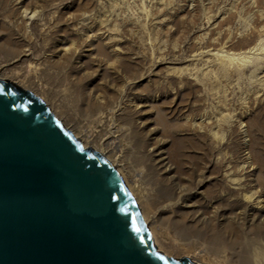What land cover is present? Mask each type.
<instances>
[{
	"label": "rangeland",
	"instance_id": "1",
	"mask_svg": "<svg viewBox=\"0 0 264 264\" xmlns=\"http://www.w3.org/2000/svg\"><path fill=\"white\" fill-rule=\"evenodd\" d=\"M21 72L157 202L166 254L264 264V0H0Z\"/></svg>",
	"mask_w": 264,
	"mask_h": 264
},
{
	"label": "water",
	"instance_id": "2",
	"mask_svg": "<svg viewBox=\"0 0 264 264\" xmlns=\"http://www.w3.org/2000/svg\"><path fill=\"white\" fill-rule=\"evenodd\" d=\"M0 264H198L158 249L116 167L0 77Z\"/></svg>",
	"mask_w": 264,
	"mask_h": 264
},
{
	"label": "bare ground",
	"instance_id": "3",
	"mask_svg": "<svg viewBox=\"0 0 264 264\" xmlns=\"http://www.w3.org/2000/svg\"><path fill=\"white\" fill-rule=\"evenodd\" d=\"M26 13V12H25ZM254 35V34H253ZM246 44V43H245ZM257 50V49H259V47H258V45H255V46H252V47H250V50ZM204 50V49H203ZM249 52V51H248ZM250 57H251V55H250V53H244V54H241V55H230V56H228V58L230 59V60H236V61H238V62H241V63H243V62H245V61H247V60H249L250 59ZM19 74H21L22 75V79H19V80H17V81H15V82H17L20 86H22L23 88H25V89H28V87L24 84V78L27 76V74H24V72H21V73H19ZM2 77V76H1ZM28 90H30V89H28ZM31 91V90H30ZM31 92H33V91H31ZM35 92V91H34ZM33 92V93H34ZM36 93V92H35ZM34 93V94H35ZM40 98H42L41 96H40ZM46 102V101H45ZM46 104H48V102H46ZM49 106H50V108L53 110V112L60 118V116H59V114H57L56 112H55V110L53 109V107L50 105V104H48ZM62 120V119H61ZM63 121V120H62ZM67 127H69L65 122H63ZM73 132H74V134L77 136V137H79L80 139H81V141H82V143H83V145L84 146H88V143H87V141L84 139V138H82L81 136H80V134H78V133H76L74 130H73ZM85 135V134H84ZM99 151V150H98ZM99 152H101L115 167H116V169L118 170V172L121 174V176H122V178L124 179V181L126 182V184H127V186H128V188H129V190H130V192L132 193V195L134 196V198H135V200L137 201V203H138V205H139V207H140V210H141V214H142V216H143V218H144V220L147 222V225H148V227H149V230H150V232H151V234H152V236H153V239H154V242H155V244L157 245V247H158V249H160V250H162L163 252H165V253H167V250L163 247V243H162V241H161V239L159 238V233H160V230L151 222H149V219L150 218H152V216H153V213H156L157 212V209L155 208V205L157 204V202H155V200H153V199H150L149 197H147L146 195H144V192H143V189H142V187L141 186H139L138 184L137 185H133V183H129L126 179H125V177L123 176V173L120 171V168H117V164L118 163H116L115 164V162L113 161V160H111L109 157H110V155H111V153H110V155H107L104 151H99ZM114 155V154H113ZM113 157V156H112ZM154 205V208L152 207ZM189 251H191L192 252V250H190V248H188V250H187V252L188 253H190ZM188 256V255H187ZM186 256V257H187ZM193 256V255H192ZM189 257V256H188ZM191 257V256H190ZM189 257V258H190ZM191 259V258H190ZM193 261H195V262H197L198 264H206V263H204V262H202L201 261V258H200V256L199 257H197V260L195 259H192Z\"/></svg>",
	"mask_w": 264,
	"mask_h": 264
}]
</instances>
